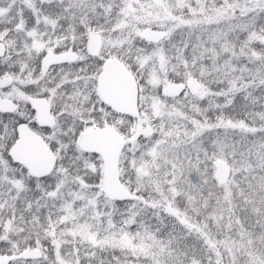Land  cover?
I'll list each match as a JSON object with an SVG mask.
<instances>
[{
  "label": "snow or ice",
  "instance_id": "obj_1",
  "mask_svg": "<svg viewBox=\"0 0 264 264\" xmlns=\"http://www.w3.org/2000/svg\"><path fill=\"white\" fill-rule=\"evenodd\" d=\"M0 264H264V0H0Z\"/></svg>",
  "mask_w": 264,
  "mask_h": 264
}]
</instances>
